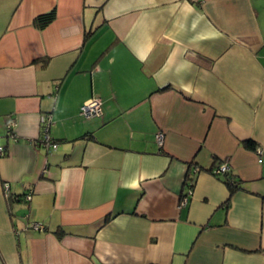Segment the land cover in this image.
Listing matches in <instances>:
<instances>
[{"label":"crops","instance_id":"0c3cea01","mask_svg":"<svg viewBox=\"0 0 264 264\" xmlns=\"http://www.w3.org/2000/svg\"><path fill=\"white\" fill-rule=\"evenodd\" d=\"M246 140L264 148V0H0V264H264Z\"/></svg>","mask_w":264,"mask_h":264},{"label":"built area","instance_id":"2783aa9c","mask_svg":"<svg viewBox=\"0 0 264 264\" xmlns=\"http://www.w3.org/2000/svg\"><path fill=\"white\" fill-rule=\"evenodd\" d=\"M101 100L96 97H92L85 101L83 105L80 106L79 109V114L82 118H90L93 116H98L101 114ZM40 123L42 127V137L39 140V143L44 146L48 147L51 149H56L57 148V143L49 136L48 134V129L49 125L51 124V118L50 116H42L40 118ZM14 126L15 122L14 119L11 118L9 122L5 125L4 128V136L8 138H12L13 140H16V134L14 133ZM163 139L164 135L161 132H158L155 134V141L158 145V147H162L163 145ZM254 152L259 156V157H264V148L262 147H256ZM7 154V148L5 145L0 143V158L4 157ZM230 165L227 159L222 161L220 164H218L214 170L213 173L214 175H225L230 173ZM192 183V181L190 182ZM189 183V185H190ZM191 186V185H190ZM189 186V189L185 193V195L180 199V206L186 205L189 201V198L191 196L192 190L191 187ZM3 188L5 191L8 190V184L4 183ZM24 199L28 201L30 199V193L24 194ZM35 227H38V225H34ZM40 228V227H39Z\"/></svg>","mask_w":264,"mask_h":264},{"label":"trees","instance_id":"16d2710c","mask_svg":"<svg viewBox=\"0 0 264 264\" xmlns=\"http://www.w3.org/2000/svg\"><path fill=\"white\" fill-rule=\"evenodd\" d=\"M55 17V11L51 10L47 13L40 14L36 16L33 20V25L37 28H44L48 23H50ZM245 148L250 150H255L256 145L252 140H246L243 142ZM224 177V183L228 187L230 193H233L235 190L239 189L238 182L234 181L229 174L221 175ZM191 187V186H190ZM192 188V187H191ZM183 194L181 198L184 196Z\"/></svg>","mask_w":264,"mask_h":264}]
</instances>
